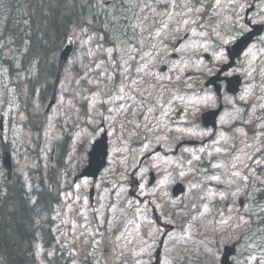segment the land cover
I'll use <instances>...</instances> for the list:
<instances>
[{"label": "rangeland", "instance_id": "374dc122", "mask_svg": "<svg viewBox=\"0 0 264 264\" xmlns=\"http://www.w3.org/2000/svg\"><path fill=\"white\" fill-rule=\"evenodd\" d=\"M104 1L110 2L111 6L102 12L113 16V25L120 31L114 38L126 41L130 38H148L153 29L155 48L152 63L157 64L163 56L165 60L172 53L177 55V61L173 63L176 67L168 69L163 79L155 82V87L161 83V86L172 88L178 85L176 78L184 82L182 87L186 90L193 86L201 87L226 62L224 48L247 32L244 16L252 5L255 7L250 17L252 24L264 25V0ZM136 5H140L137 12L134 10ZM78 29L83 30L70 35L74 39L75 49L64 67L60 91H64V87L72 89L81 85L89 73L91 87L103 86L107 73L111 71L103 57L108 55L110 58L121 48L116 46L113 50L105 51L106 48L100 46L99 39L103 36L99 34L101 31L97 32L94 28ZM184 35L187 39L173 50L175 42L182 40ZM164 37L172 38L162 41ZM2 46L0 43V115L6 117L3 139L12 147L14 181L20 183L31 201L42 180V187L54 190L61 200L69 203L85 202L87 207V192L92 183L89 181L87 185L81 181L72 186L69 183L78 173L75 171L80 165L73 166L71 162L64 169L59 182L54 179L49 184L50 178L57 172V164L49 163L51 137L47 135L49 129H45L44 125H52L49 121L52 112L46 113L45 108L60 50L44 55L47 56L42 60L45 63L38 68L37 64L33 65L24 57L22 63L17 65L21 50H2ZM205 55H208V61ZM8 61L13 69L7 67ZM130 65L132 59L123 61L121 71L125 75L133 68ZM176 71H179L180 77ZM232 71L244 79L238 95L239 100L249 101L244 120L241 117L242 107L228 106L213 133L198 125V136L181 135L188 131L187 126H182L184 122H174L187 118L186 112L190 111L187 107L191 108L198 103L199 111L207 107L208 102L204 103L200 97L198 101H183L181 97L184 93L171 90L173 96L170 110L167 113L165 109L155 110V117L161 113L170 119V134L166 140L155 139L154 143L172 145L181 139H197L199 146L188 148L177 156L155 155L148 159L141 171H146V180L148 171L156 173L158 179L155 187L140 190L142 200H146L139 204L128 195L131 190L130 175L139 158L131 159L126 157L127 153L120 155L113 152L140 149L142 143L134 145L127 135L120 139L117 133L108 134L107 166L94 182V187L96 191L98 188L101 191L105 183L109 184L106 189L110 192L112 202L107 206L103 197H97L96 207L86 210L105 219V228L98 232L96 224H91L92 233H85V225L78 219L67 220L65 210L56 215L53 208H39V221L43 226H46L45 223L51 226L54 241L44 247V243L38 239L33 248L36 264H83L78 260L86 264H103L106 261L116 264L111 257H105L112 252L122 259L118 264H152L158 248L161 249L160 264H219L224 246L233 244L237 247L235 255L230 259L234 264H264V32L244 52ZM97 91H100L99 96L103 98L108 96L98 100L100 107L106 102L115 101L109 99V96L115 95L101 89ZM71 96V103L67 101L65 105L59 103L57 106L59 111L71 110L69 120L74 118L77 109L76 95ZM154 100L160 107L155 92ZM181 110L184 114L178 116ZM115 111L118 114L119 108ZM91 118L95 132L90 135V143L100 133L102 123L115 122L117 117L100 111L96 103H91ZM232 121L236 123L230 125ZM245 134L249 136L244 140H231ZM73 138L74 146L67 150L64 143L58 151L59 159L70 156L71 150L75 153L80 150L84 160L87 148L82 149V143L88 137L80 125L74 130ZM118 163H122L121 176L117 172ZM3 174L0 159V191L4 186ZM176 182L185 187V192L178 197L171 194V187ZM247 190L249 201L243 208H239L237 199L244 198ZM151 207L155 208L157 214L164 210L170 216L167 222L174 226V230L170 231L172 228L169 227L159 228L156 224L155 227L151 226L148 223ZM179 226L181 229L178 230ZM166 237L176 246L171 252L162 249ZM180 245L186 249H178Z\"/></svg>", "mask_w": 264, "mask_h": 264}, {"label": "trees", "instance_id": "16d2710c", "mask_svg": "<svg viewBox=\"0 0 264 264\" xmlns=\"http://www.w3.org/2000/svg\"><path fill=\"white\" fill-rule=\"evenodd\" d=\"M104 0H0V43L2 50H21L23 57L40 68L44 54H54L67 36L78 28H94L105 38L117 32L113 16L102 11ZM104 7V8H103ZM128 7L125 8V10ZM128 13L129 11H125ZM9 37L10 39H5ZM2 41V42H1ZM48 41V42H47ZM48 43V45H46ZM7 45H11L8 47ZM9 63V61H8ZM13 69V65H7ZM54 76V74H52ZM43 201L42 197H38ZM38 239L44 247L53 244L49 227L37 223L33 207L19 191L10 190L0 202V260L2 264H36L33 248Z\"/></svg>", "mask_w": 264, "mask_h": 264}, {"label": "flooded vegetation", "instance_id": "af4514ba", "mask_svg": "<svg viewBox=\"0 0 264 264\" xmlns=\"http://www.w3.org/2000/svg\"><path fill=\"white\" fill-rule=\"evenodd\" d=\"M140 9V5H136L134 7L135 12ZM114 40L115 45H120L121 48L127 52L128 46L130 45L133 48V58L136 59V64H134L133 70L130 71V74L123 76L122 73L115 74L117 78V83H120V88L123 90V95L120 97L122 101V107H130L133 110V119L131 122H126L125 118L122 115H119L116 123H112L108 121L107 126L110 128L111 132L118 131V135H129L132 136H141L143 138H147L148 135L152 132L154 126V87L155 82L161 80L162 78H155L154 73V63H152L154 59V34L153 30H151V34L148 38H139L137 43H134V39H129L127 41ZM171 41L170 44H172ZM172 47V46H170ZM175 46L173 50H175ZM171 52V51H170ZM164 60V58H163ZM177 59H172L168 57V60L165 61L169 64L170 67L174 66V62ZM177 73V71H176ZM169 81V80H168ZM173 82V80H170ZM180 86L178 90L179 93L183 92L185 95L183 98L185 100L198 101V93L202 94V90L199 86H193L190 89L186 90L185 87ZM88 86H79L76 85L72 89L70 87H64V91H60V87H58L56 102L51 108V120H52V130L57 133L58 136L66 135V138L69 134L74 131L77 125L84 130L85 135L88 139H85L82 143V149H89L90 147V135H91V115H90V106H89V98L90 93L87 91ZM168 88L165 87L163 91H167ZM68 94V96L66 95ZM76 95V112L74 113V118L69 120L68 117L71 115V110L64 109L59 111L57 106L59 103L65 105L67 101L69 103L72 102V96ZM131 96L133 100H131ZM132 101V102H131ZM78 102V103H77ZM213 104L212 101L209 100V104ZM188 110L191 108L187 107ZM197 110V109H196ZM182 114V111L179 113ZM3 118L4 124L6 123V117L0 115ZM198 125V124H197ZM168 127H170L169 123H166L161 127L160 131L167 132ZM169 133V132H168ZM198 134V129H197ZM75 139H72V145L74 146ZM67 146L69 147L68 143ZM56 153V154H55ZM55 154L54 163L57 164V171L59 169H66L69 164V156L66 158L59 159L58 153L56 152V147L52 148V155ZM15 173L12 175V179L14 180ZM21 186L20 183L18 185ZM96 226L98 232H102L105 228L104 223H101V220L95 219ZM84 229L86 228L85 233H92V228L87 220L83 221ZM105 236V234L103 235ZM164 247L168 250H174L176 248L175 244L166 240ZM178 249H186L185 246L180 245Z\"/></svg>", "mask_w": 264, "mask_h": 264}, {"label": "water", "instance_id": "95a60500", "mask_svg": "<svg viewBox=\"0 0 264 264\" xmlns=\"http://www.w3.org/2000/svg\"><path fill=\"white\" fill-rule=\"evenodd\" d=\"M253 32H250L248 35L242 37L240 40L236 42V44L232 47V54L230 56V60L233 61L235 57H237L245 48L246 46L252 41L254 36H258L262 32L261 27L254 26ZM72 51V44L69 46H65L60 54H59V61H58V69L56 73V78L53 84L52 88V94L50 98V102L48 103V108L53 104L55 95H56V88L58 86L60 75L62 73L63 67ZM192 144V143H190ZM7 145H3V158L2 163L4 167L10 172V158L8 154V149L6 148ZM106 137L103 135L100 140H97L92 145L91 151L89 153V159H88V166L84 169V174L86 176H91L95 178L98 174V172L104 167L105 161H106ZM101 158V160H100ZM154 178H151V183L153 182ZM182 189L177 186L174 189V194H178L181 192ZM234 254V247L231 248H225L224 253L221 257L220 263L221 264H232L229 262L230 256Z\"/></svg>", "mask_w": 264, "mask_h": 264}]
</instances>
